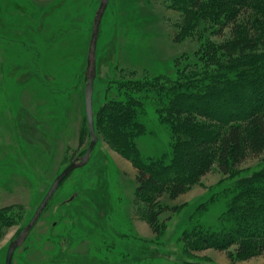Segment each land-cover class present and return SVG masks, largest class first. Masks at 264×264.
<instances>
[{
    "label": "rangeland",
    "instance_id": "1",
    "mask_svg": "<svg viewBox=\"0 0 264 264\" xmlns=\"http://www.w3.org/2000/svg\"><path fill=\"white\" fill-rule=\"evenodd\" d=\"M99 2L0 0V264L54 177L84 153L90 141L85 69ZM180 15L165 0H109L96 46L94 119L100 118L97 113L106 98L117 96L115 88L134 77L131 71L173 76L177 58L190 56L200 41L212 38L221 43L230 38L228 30L212 37L204 30L205 36L200 32L177 42ZM143 119L154 122L156 133L139 136L142 148L158 151L161 144L167 146L168 132L157 124L150 103ZM97 136L89 162L61 183L28 239L15 250L12 264L182 263L186 248L181 232L198 205L255 170L262 159L251 156L229 175L214 165L185 193L168 199L179 212L155 237L138 212L135 168ZM75 192L78 198L51 213ZM211 209L209 218L215 214ZM192 254L201 264H264V251L233 261L225 251L212 248Z\"/></svg>",
    "mask_w": 264,
    "mask_h": 264
},
{
    "label": "trees",
    "instance_id": "2",
    "mask_svg": "<svg viewBox=\"0 0 264 264\" xmlns=\"http://www.w3.org/2000/svg\"><path fill=\"white\" fill-rule=\"evenodd\" d=\"M165 2L181 12L175 41L205 36L204 30L211 37L228 30L230 38L200 41L190 56L177 58L181 65L173 76L131 71L134 77L98 110L95 130L135 168L138 212L155 237L179 212L168 199L185 193L214 165L229 175L245 159L262 156L255 170L198 205L181 232L186 259L177 264H201L192 252L208 248L225 251L232 261L246 260L264 251V0ZM148 103L168 132L167 146L160 143L158 151L144 150L138 140L156 133L154 122L143 119Z\"/></svg>",
    "mask_w": 264,
    "mask_h": 264
},
{
    "label": "water",
    "instance_id": "3",
    "mask_svg": "<svg viewBox=\"0 0 264 264\" xmlns=\"http://www.w3.org/2000/svg\"><path fill=\"white\" fill-rule=\"evenodd\" d=\"M109 0H100L98 8L94 14L92 29L88 44V51L86 57V69H85V95H84V110L88 125V131L90 135V141L84 153L79 154L73 158L53 179L46 193L40 200L39 204L35 208L32 216L28 222L24 225L21 231L16 235L8 244L4 264H11L15 250L20 247L25 241L29 231L34 227L38 221L42 211L47 206L48 202L58 189L61 182L75 169L86 165L94 147L98 141V136L94 125V112H93V87L96 77V46L99 34V28L101 19L106 10ZM77 196V192L73 193L70 197L63 201L64 203L72 201Z\"/></svg>",
    "mask_w": 264,
    "mask_h": 264
},
{
    "label": "flooded vegetation",
    "instance_id": "4",
    "mask_svg": "<svg viewBox=\"0 0 264 264\" xmlns=\"http://www.w3.org/2000/svg\"><path fill=\"white\" fill-rule=\"evenodd\" d=\"M77 156H78V155H77ZM77 193H78V192H77ZM71 195H72V194H71ZM71 195H70V196H71ZM75 198H76V197H75ZM75 198H74V199H75ZM74 199H73V200H74ZM64 200H65V199H64ZM64 200H63V201H64ZM73 200H72V201H73ZM70 202H71V201H70ZM64 204H65V203H64ZM64 204H63V205H64ZM57 208H58V206H57V207H56V206H54V208H53V211H52V212H53V213H55V212L57 211ZM55 224H56V221H53V222H52V225L54 226ZM60 244H61V247H62V249H64V246H63V241H61V239H60Z\"/></svg>",
    "mask_w": 264,
    "mask_h": 264
}]
</instances>
